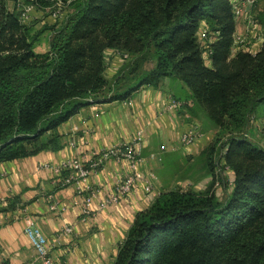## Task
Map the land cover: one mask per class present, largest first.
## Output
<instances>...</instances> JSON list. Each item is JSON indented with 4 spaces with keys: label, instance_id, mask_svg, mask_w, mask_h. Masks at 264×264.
Wrapping results in <instances>:
<instances>
[{
    "label": "trees",
    "instance_id": "trees-1",
    "mask_svg": "<svg viewBox=\"0 0 264 264\" xmlns=\"http://www.w3.org/2000/svg\"><path fill=\"white\" fill-rule=\"evenodd\" d=\"M56 1L0 0V164L60 149L58 127L87 106L179 82L190 93L183 107L190 101L217 129L206 165L214 176L230 171L228 193L161 192L113 264H264V149L245 135L264 118V37L255 54L232 51L231 0H59L69 14L36 53L44 30L22 23L21 11H51ZM202 24L215 39L204 48ZM108 51L129 56L112 80Z\"/></svg>",
    "mask_w": 264,
    "mask_h": 264
},
{
    "label": "crops",
    "instance_id": "crops-1",
    "mask_svg": "<svg viewBox=\"0 0 264 264\" xmlns=\"http://www.w3.org/2000/svg\"><path fill=\"white\" fill-rule=\"evenodd\" d=\"M123 65L107 64L105 77L112 80ZM189 95L183 84L166 79L158 88L142 87L131 100L87 106L58 127L60 149L1 163L0 198L4 201H0V264H41L25 234L28 223L51 244L53 264H113L136 216L147 210L161 192H148L139 184L119 204L100 210L101 201L130 172L129 164L110 158L94 169L91 165L102 152L129 144L141 133L142 142L137 147L141 168L146 173L153 171L155 186L159 174L153 167L179 151L182 155L196 153L212 139L210 131L191 146L181 145V135L194 127L190 124L194 104L189 102L186 107L175 109L170 102L185 104ZM161 149L162 161L151 160V154H158ZM74 158L81 159L91 170L81 182L82 188L96 193L94 215L85 220L77 186L61 187L53 171L43 168ZM52 202H57L62 210L50 211ZM66 226L73 227L74 233L60 236Z\"/></svg>",
    "mask_w": 264,
    "mask_h": 264
},
{
    "label": "built area",
    "instance_id": "built-area-1",
    "mask_svg": "<svg viewBox=\"0 0 264 264\" xmlns=\"http://www.w3.org/2000/svg\"><path fill=\"white\" fill-rule=\"evenodd\" d=\"M257 1L258 0H231L233 6L232 13L236 24L238 22L237 20L239 19L246 21L245 35H240L238 32H236L234 36L232 49L233 52L242 49L241 47L246 45L248 34H250V30L255 23L251 16V8L254 7ZM32 11V7H26L22 9L20 21L24 24H27L30 20ZM64 11V4L58 0L55 2L50 13L54 19H60L63 16ZM202 31L204 32L202 33L201 39L199 38L198 40L201 47L204 48L207 43H213L215 39L208 37L209 33L207 29H202L200 33ZM210 55L211 52L207 50L203 52L205 64L208 66L211 64ZM121 57L124 60L129 58L128 54H122ZM170 106L175 109H180L184 106V103L181 101L171 100ZM201 136L202 134L199 132L198 128L194 126L186 130L181 135L180 143L182 146L188 147L194 144L195 141ZM141 142L142 134L137 133L129 144L114 146L107 149L106 151L102 152L101 155H99L97 162L91 165V168L94 169L110 158H115L117 162H128L129 164L130 172L122 180L118 181L112 190L101 201L99 205L100 210L119 204L121 201L127 198L139 184H141L148 192L152 190L153 182L155 181L156 176L153 172L146 173L141 168L142 161L139 158V150L137 148ZM163 153L164 149H161L158 154H151L150 159L161 162ZM43 168H49L53 171L55 176L59 178L61 187L65 188L72 185L77 186V194L82 196L81 216L84 220L91 218L94 215L95 210L93 205L96 193L90 188L84 189L81 186V182H83L91 173V170L88 168L85 162L79 158H74L62 162L60 165L55 167L44 165ZM84 193H86V195ZM0 201L4 200L0 198ZM60 210L62 209L59 204L57 202H52L50 211L58 212ZM73 233L74 228L66 226L62 230L60 236H69ZM25 234L31 242L32 248L35 252L36 260L41 264H53V258L51 256L52 246L49 244L43 233L31 223H28L25 228Z\"/></svg>",
    "mask_w": 264,
    "mask_h": 264
},
{
    "label": "rangeland",
    "instance_id": "rangeland-1",
    "mask_svg": "<svg viewBox=\"0 0 264 264\" xmlns=\"http://www.w3.org/2000/svg\"><path fill=\"white\" fill-rule=\"evenodd\" d=\"M7 6L12 9L13 3L9 1ZM68 14L69 9L66 8L60 19H54L50 11L35 12L33 9L30 18H32L36 24L35 30H44L40 43L35 49L36 53L41 54L48 50L52 28L59 27ZM251 16L255 23L250 30V34H248L246 45H243L240 50L255 54L260 49L264 37V25L262 24V19L264 17V0H258L254 7L251 8ZM237 21V32L240 35H245L246 21L243 19ZM45 28L48 29L45 30ZM203 29H206L205 25L203 26ZM203 32L204 31L198 35V39H201ZM106 64H124L122 68H120V70H122L126 64H129V61L124 60L119 53L108 51L106 55ZM151 68L152 64L146 65L142 72H147ZM189 102L190 101L187 103ZM190 124L196 126L202 135L210 131L214 132H211L212 134L210 133L212 139L209 138V140L203 145L202 149H199L196 153L182 155L179 151L177 154L173 153L167 156L163 159V162L157 165L156 168L153 167V170L156 169V172L159 174V181L155 186L153 185L154 187L151 192H155L156 194L170 189H181L201 193L206 190H213L216 192L217 197L222 200L226 197L228 191L222 184L221 180H223V183L227 182L229 184L231 179L230 171H218L215 176L212 175L206 165L205 156V151L216 138L217 129L213 130L214 128L212 125L205 121V117L201 113L195 116L192 112ZM245 135L252 143L264 149V118L253 119L249 125V132Z\"/></svg>",
    "mask_w": 264,
    "mask_h": 264
}]
</instances>
